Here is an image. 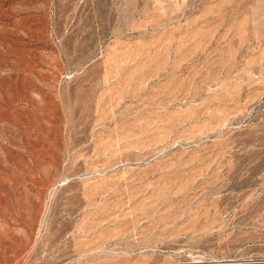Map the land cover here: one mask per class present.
<instances>
[{
	"label": "rangeland",
	"instance_id": "rangeland-1",
	"mask_svg": "<svg viewBox=\"0 0 264 264\" xmlns=\"http://www.w3.org/2000/svg\"><path fill=\"white\" fill-rule=\"evenodd\" d=\"M0 264H264V0H0Z\"/></svg>",
	"mask_w": 264,
	"mask_h": 264
}]
</instances>
